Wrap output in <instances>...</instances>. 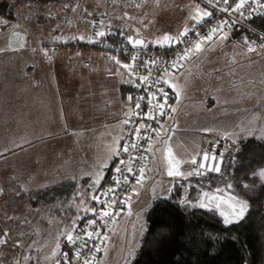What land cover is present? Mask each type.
Segmentation results:
<instances>
[{"label": "rangeland", "instance_id": "rangeland-1", "mask_svg": "<svg viewBox=\"0 0 264 264\" xmlns=\"http://www.w3.org/2000/svg\"><path fill=\"white\" fill-rule=\"evenodd\" d=\"M63 1L69 4L75 0ZM111 1L112 18L116 22L117 19L121 21L119 26L126 35L136 37V30L139 29V38L154 46H161L156 41L164 34L176 35L185 25L193 28L196 24L190 20L189 13L195 14L196 4L201 9H207L198 0H159V3L156 0ZM8 5L9 0H0V21L7 22L0 23V49H8L0 52V84L8 85L18 69H95L101 65L99 53H94L97 59L95 56L89 58V48L96 43L90 42L94 32L90 26L87 27L89 37L86 32L80 34L86 37L80 39L82 43H66L62 38L69 40L72 36L68 35L75 30L76 23L68 18L71 14L77 17L83 13L104 16L107 0H79L75 11H70L72 6L70 10H63L55 0H25L18 8L20 17L15 21L6 20ZM81 8L85 9L80 11ZM259 34L264 38V33ZM21 43L24 44L23 48H20ZM97 44L100 48L99 42ZM211 44L212 50L188 60V64L174 76L172 73L175 69L168 72L169 83L176 85L179 91V99L174 94L172 105L177 111L172 113V119L166 118L165 121L170 128L175 125V134L168 132L162 136L161 131L162 140L155 139L154 143L159 149L158 161L155 159L157 176H152L151 184L136 187L139 195H131L126 214L115 221L97 264H127L135 254L145 231V211L154 199L167 193L160 188V184L163 181L170 184L168 160L178 169L183 163L184 166L190 165L194 156L197 159L195 147L201 141L212 142L216 148L219 139L227 140L231 147L251 138L264 139V49L248 52L247 47L243 46V36L232 34H228L224 40L214 38ZM77 45L82 46H78L80 50H85L83 55L79 49L71 50L70 58L64 59L66 55L61 53V46ZM15 48L20 50H11ZM57 59H60L58 63ZM123 59L121 56L119 60L128 63ZM102 69L112 68L103 66ZM218 76L226 77V81H210ZM63 77L68 79L67 76ZM165 87L168 93H174L168 85ZM81 88L83 91L79 93L84 97L74 104L69 100L62 105L50 106L41 100L26 101L19 95L13 97L8 86H0V153H3L0 156V189H3L0 193V236L8 233L4 237L7 243L0 245V264H16V261L19 264H55L51 254L56 250V244H60L61 251L60 241L65 239L67 242L62 233L72 226L73 220L78 225L85 209L91 208L86 203L85 189L80 187L81 191L74 196L71 204L74 214L62 219H51L48 211L40 208L33 215L27 200L16 196L66 180L79 181L80 176L90 177L87 184L92 186V174L99 170L101 162L108 156V149L115 146L114 139L124 137L122 122L125 113L129 112L128 107L122 106L121 102L115 104L90 81L84 82ZM60 106L62 110L59 112ZM114 109L116 117L113 118ZM71 116L79 118L72 126ZM204 129L213 131L205 132ZM225 133L240 135L225 139ZM169 135L173 136L172 141L168 139ZM233 139H236L235 144ZM165 140L172 149L171 156H167L164 149ZM179 150L185 154L184 161V155L178 156ZM113 160L109 161V167ZM177 160L180 161L178 165ZM189 168L191 170L193 165ZM260 170H264V167L255 171L244 183L251 186L245 188L246 191L243 189L246 193L264 184V180L255 175ZM210 206L215 207L214 204ZM221 206L224 207V204ZM85 229L89 230L87 224ZM73 235H76L75 232ZM17 241L20 242L19 247L16 246Z\"/></svg>", "mask_w": 264, "mask_h": 264}, {"label": "trees", "instance_id": "trees-1", "mask_svg": "<svg viewBox=\"0 0 264 264\" xmlns=\"http://www.w3.org/2000/svg\"><path fill=\"white\" fill-rule=\"evenodd\" d=\"M24 3L25 0H9L6 20H18V8ZM246 21L255 30L264 33V16L253 15ZM231 34L243 38L246 36L249 41H255L256 45L264 42L259 33L246 28L237 27ZM106 54H112V57L119 55L116 52ZM118 58L120 59V55ZM135 90L132 83L122 84L120 91L123 101ZM237 147L239 151L236 150ZM114 163L115 159L112 164ZM111 165L101 189L112 180L114 169ZM262 167L264 139L251 138L236 147L229 145L224 151V163L219 174L192 175L177 179L167 199L157 198L146 211L145 231L140 237L135 254L127 264H264V184L250 193H246L243 187L252 174ZM229 183L233 185L232 189L227 188ZM78 186L77 181H64L16 197L27 200L33 215L40 208L48 211L49 218L62 219L73 212L71 204ZM217 188L224 190L225 200L229 195H236L247 201L248 210L238 223L226 226L219 214L220 209H215L214 206H210L214 209L210 211L179 203L185 200L196 204L203 199L202 192L215 193ZM226 206H221V210H227ZM91 216L89 213L83 214L78 225L85 228L86 221ZM77 233L82 235L79 227L75 234ZM71 246L72 244L65 242L62 251ZM102 251L94 264L98 263Z\"/></svg>", "mask_w": 264, "mask_h": 264}, {"label": "snow or ice", "instance_id": "snow-or-ice-1", "mask_svg": "<svg viewBox=\"0 0 264 264\" xmlns=\"http://www.w3.org/2000/svg\"><path fill=\"white\" fill-rule=\"evenodd\" d=\"M157 3H159V0H156ZM207 5L211 6L213 9L217 11H222L224 13L228 14V18L218 23L216 26L209 29L208 33L201 36L200 33L195 28H189L187 25L183 27L181 31H179L176 35H170V34H164L160 40H157L156 43L160 44L161 46H172V44H182L187 43L189 44V47L185 48L183 52L171 62V66L173 69H175V72L172 73L174 76L176 72L179 71L180 68L184 67V64L181 63L182 61L191 60L194 56L198 57L201 53H204L208 50H212L213 45L208 42H212L215 38L217 41L227 39L228 33L224 30L225 26L231 27L233 24H236L239 22L240 17H244L246 19H251L253 14H259L261 16H264V0H206ZM217 5H220V7H217ZM72 6V10L75 11V7ZM139 6V5H137ZM65 7H69L68 5H65ZM87 11V10H85ZM237 13V19L235 21H231L229 23V20L231 16ZM90 15V14H89ZM127 15V14H125ZM213 15L212 11H209L207 9H201L199 4L195 5V14L193 15L191 12L189 13V18L191 21H193L195 24H203L205 22V18H211ZM0 23H7L6 21H0ZM92 26L95 27L97 25L96 21H92ZM98 23L103 24V21H99ZM137 36L133 37L131 35H128L126 37L128 44H130L133 48L137 47H143L147 48L148 43L145 39L139 38V29L136 30ZM192 33L197 37L196 41H188L185 39V37L188 36L189 33ZM122 34V33H121ZM19 35V34H17ZM97 37H105L106 32L103 30L97 31L95 33ZM56 39H59L57 37ZM79 39L84 40L86 39L85 36H80ZM262 41H264V38H261ZM95 42V41H90ZM208 43V48L205 49L202 47L203 44ZM243 46L247 47L248 52H255L257 51V48L264 49V42H262L259 45H256L255 41H249L248 38L245 36L243 38ZM24 44H20V48H23ZM11 48V45L9 46ZM20 48L11 49L13 51H19ZM8 49H0V52L6 51ZM35 51V49H33ZM45 55H47V52H45ZM111 59L119 66L124 68L129 76H137V72L134 70L135 66L139 63L140 66H143L145 68L148 67V64L146 62H142L139 60L138 56H132L130 58L131 63H121L119 59H117L115 56L111 57ZM151 64H156L157 62L155 60L150 61ZM234 71V70H232ZM163 75H159L156 77L154 81H152V87H155L157 84H165L168 85L169 88H172L174 90V94L177 96V99H179V91L176 90V85L170 84L168 77V69L162 70ZM152 76V69H148L147 75L139 76L140 81L143 83V85L147 86L149 84V80ZM129 83H135V81H126ZM264 83V81H262ZM137 87H140V84L136 85ZM159 94V95H158ZM151 99L146 101V108L147 110H144L142 112H136L134 109H140L141 108V101L145 100L144 96H140L137 98H133L132 95H129L126 97V100L130 102V110L129 112L125 113V116L128 117V119H125L122 123L124 125H127L131 122L132 116L142 117V119L146 120H154L159 121L160 117H165L167 119H172V113H175L177 111L176 107L172 105H168L166 108V103L168 99V93L165 91L163 87L157 88L155 92H151ZM259 119V117H257ZM145 130V132H151L154 133L156 137H160L161 131H165V133H172V135L175 134V125H173L171 128L165 129L163 124H159V127L153 128L151 125L145 123V122H139L137 126L128 133L129 137L132 138V142L130 144H121L120 141L123 140V137H117L114 139V147H110L108 149V156L105 158L104 161L101 162L99 170L92 174L94 175V179L92 180V186L99 187L101 180L103 179L104 169H107L109 167V161L113 160L115 158V163L111 165V167L114 169L115 173L119 174L118 177H113L114 180V187H109L107 190L102 191L101 194H91L89 196V199L95 201L98 204H103L105 207L96 209L93 208H86L85 211H90L94 217L98 216L101 221H104L105 223L109 221H114L115 217L120 214L124 209L116 208L115 206L119 202L122 205H128L129 200L131 199V195H139V193L136 191V185L142 184L143 179L145 178L144 173L145 169L144 167L135 168L133 165L140 159H143V155H133L132 151L130 150H140L141 152L147 151L149 153H152L153 145L150 144L147 148H144L143 145L139 144L137 141L139 140H145V141H151L153 137L141 135V130ZM205 132H211L212 129H204ZM239 133H225L224 138L229 139L233 137H239ZM264 138V136H262ZM168 139H171V135H169ZM233 143H236V139H233ZM165 149L167 151V156H171L172 149L168 146V140L164 141ZM239 151V148L236 149ZM122 154H127L125 159H119V157ZM154 154V153H153ZM3 153H0V156H2ZM197 155L200 157V162L197 163V159L194 156L191 160V164L193 165V168L187 172V176L192 175H205L207 172H215L220 173L221 167L220 164L222 163V157H217L216 154L211 153V150L209 151H201L197 153ZM167 156L165 159H167ZM180 161H176V165H178ZM168 171L167 175L169 176H184L185 173L179 171L178 167L173 166L172 161L168 160ZM129 174L134 178L132 181L129 180ZM255 175H258L262 180H264V170H260L258 173H255ZM122 177V180L120 179ZM122 184H129L130 186V192L125 193V197H120L117 189L121 188ZM243 187L249 188L251 187L248 184H244ZM228 189H232L233 185L231 183L227 184ZM90 191V189H89ZM3 192V189H0V193ZM224 190L217 188L215 190V193L210 192H202L203 199L198 200L196 204H192L190 201L181 200L179 203L184 205L187 204L190 207H199V208H207L208 210H214L210 205H215V209H220L222 204H226L228 210L227 211H220V215L223 217V223L227 226L232 223H238L240 220H242L248 210V203L246 200L239 198L236 195H229L227 200L224 199L223 196ZM84 195L83 193L81 194ZM101 196L107 197V199H102ZM160 199H167L166 196L159 197ZM107 218V220H106ZM86 224L89 228H91V231H88L87 229L80 227L77 225L76 220L72 221V226L67 227L65 231L62 233L66 236V240L69 244H73L77 246V250L74 253V257L77 261L80 262V264H91V260H89L86 256L82 255L80 248L84 247L86 248L88 246V241L93 239L100 240V243H104L105 240L108 239L106 235L102 236L101 232L99 231L97 227V220L91 219L86 221ZM80 228V232L83 233V235H80L77 233L75 236L73 235L74 232L77 231V228ZM8 235L7 232H4L2 236H0V245L6 244L7 240L4 238ZM85 236L87 237V240H85ZM80 242L79 244L77 242ZM16 246H20V242H15ZM56 250L52 252L51 256L55 261V264H61V259L65 261V264H71V259L68 257L67 252L59 251L60 244H56ZM101 249L97 245H93L89 251H100ZM131 255V253H130ZM45 259H48V257H45ZM16 264H19V261H16Z\"/></svg>", "mask_w": 264, "mask_h": 264}, {"label": "crops", "instance_id": "crops-1", "mask_svg": "<svg viewBox=\"0 0 264 264\" xmlns=\"http://www.w3.org/2000/svg\"><path fill=\"white\" fill-rule=\"evenodd\" d=\"M55 1H57L59 3V7H62L63 10H65V11L70 10L71 6H76L79 3V0H75L73 3H69V4H67L63 0H55ZM111 4H112V1L107 0V8H106V13L104 16H100L99 14L89 15V14L83 13L80 17H77L74 15V13L71 14V16H69L68 18H72L73 22L78 25V28H77V25L75 24V30H74V32L72 31L73 34L68 35L69 37H71V36L72 37L69 40L66 38H62V40L66 43L67 42L82 43V42H80V39H79V37L81 36L80 34H82L83 32H86L87 37H89V35L87 33V27L90 26L92 28L91 21L100 19L101 21L104 22L103 23L104 25L109 27V39L111 41H113L115 43H123L124 41H127L126 37L128 35H126L125 31L119 26V23H121V21H119L117 19V22H118L117 23L112 18V14H111V10H110ZM60 5H64V6H60ZM65 5H68L69 7H65ZM82 9H85V8H81L80 11ZM70 11H73V10H70ZM63 16H65V12H64ZM93 34H94V32H93ZM93 34L90 36V41H95L96 43L95 44L91 43L92 47L89 48V52H91L89 58H91L92 56H95V59H97V56L94 55V53H96V54L99 53L102 57L101 65L100 66L97 65L95 67V69H68V70H65V69H60V70L59 69H18L14 73L13 80L8 85L0 84V86L1 87L8 86V89L11 91V94L13 97H16L17 95H19V96H22V98L25 99L26 101H33L35 99L39 100V101L41 100L42 102L44 101L43 104L45 102H47V104L52 106V105H62L63 102L66 103L69 100H71L70 102L74 104V102L76 100L82 99L84 97V95L79 93V92L83 91L81 86L84 82L90 81V82L96 84L98 87H100L101 94H103L107 98L113 100L115 102V104H119L121 102L122 106L123 105L127 106L128 110H130V102H128L127 100L123 101V99L121 98L120 87L122 84L128 83L126 81L131 80V76H129L128 72L125 69H117L116 68L119 66L111 59L112 54H109L108 56L106 54L107 52L114 53V51L104 49L101 45L99 48L97 42L100 43L103 41V39H101L100 37H95ZM228 34H231V33H228ZM208 43H211V42H208ZM208 43H205L203 47H207ZM212 43H213V41H212ZM79 48H78V46H74V47L67 46V48H66V46H64V47L61 46L60 49H61V53L66 55V57H64V59H67V58H70L69 54H71V52H70L71 50H76ZM79 51L83 55V51H85V50L79 49ZM120 57H121V55H120ZM59 60L60 59H57L56 62L58 63ZM120 62L123 64V62L121 60H120ZM187 64H188V60L186 61L185 65H187ZM103 66L105 68L107 66H111L112 69H102ZM114 68H116V69H114ZM63 76H67L68 79L66 80ZM65 81H69V83H67ZM210 81L216 82V83H222V82L226 81V77H223V76L219 77L218 76L216 78L210 79ZM66 90H71V91L73 90V92L67 93V92H65ZM19 91H23V92L18 93ZM170 93H172L174 96L173 92H170ZM23 95H25V97H23ZM174 100H175V96H174ZM173 104H174V101L171 105H173ZM92 107H94V105H92ZM58 109L60 112L62 110V107L60 106ZM109 110H110V108H108V111ZM113 114L115 115V116H113V118L116 117L115 109H114ZM113 118H111V119L113 120ZM69 119L71 121L70 126H72L73 123L75 122V120L79 119V118L76 116H71ZM125 119H127V116L124 117V120ZM62 120L64 121L65 117H64V119L62 118ZM165 121H166V118H165ZM165 121H164V128H166V129L170 128V124L168 125L167 122H165ZM65 123H67V121H65ZM122 129H123V132L125 134L126 125L123 124ZM123 132H122V135L124 136ZM42 133H44V131H42ZM42 133H39V134H42ZM164 134H165V131L162 132V136H164ZM157 138L159 139V141L162 140V139H160L161 137H157ZM172 139H173V136H171L170 140L172 141ZM159 141H156V142H159ZM225 141H227V140H225ZM208 145H210V146H208ZM195 148L196 149H195L194 155H197V153H199L201 151H206L208 149L214 148V145L212 144V142L210 143L208 141H201V142L197 143V146ZM158 153H159V149H158L157 143H154L153 148H152V153H150V164H151L150 169L151 170L148 171L149 176H148L147 180L142 181V184L137 185L136 187L147 186L148 184H151L152 183L151 181L154 179V178H152V176H154V177L157 176V170L156 169H157L158 165H156L155 159L157 160ZM183 155H184V157H183V161H184L185 154L179 150L178 156L181 157ZM112 162H111V164H112ZM190 165L192 166L191 161H190ZM190 165L187 164L184 166V163H183V164H181V167H179V171L185 173L184 176H175V178H172L170 176L168 178L170 180L169 181L170 184L168 183V181H166V182L163 181L160 184V188H162L164 190V192L167 191V193L165 194L166 197H168L170 195V193L173 189V186H174V182L177 179L190 177V176L186 175L187 172L190 170V168H189ZM106 172H107V170H106ZM105 175H106V173L104 174L103 179L101 180L99 187L90 186L89 184H87V179L90 178L88 176H85V177L80 176V180L77 181L79 183V186H78L75 194H77L78 191L80 192L81 188L85 189L86 203L88 206H91V208L94 207V203H93V200L89 199V196L91 194H97L100 191V189H101L100 186L102 184V181L105 178ZM83 179H86V180L84 182H82ZM89 180H91V178ZM66 181H69V180H66ZM89 189H90V191H89ZM156 199H154V200H156ZM153 201L151 202V204L153 203ZM151 204H150V206H151ZM146 211H145V213H146ZM74 212L75 211L73 210V212L70 213V215L68 217L73 215ZM85 213H89L92 215L91 212H84V214ZM125 214H126V212L120 218H122ZM82 216H83V214H82ZM81 217H79V218H81ZM91 218H92V216H91ZM109 238H110V235H109ZM60 242L62 245L65 243V241H62V240ZM103 248H104V246H103ZM61 251H62V249H61Z\"/></svg>", "mask_w": 264, "mask_h": 264}, {"label": "built area", "instance_id": "built-area-1", "mask_svg": "<svg viewBox=\"0 0 264 264\" xmlns=\"http://www.w3.org/2000/svg\"><path fill=\"white\" fill-rule=\"evenodd\" d=\"M198 1L201 2L202 4H204L206 6V8L209 11H212V13H213L211 18H205V22L203 24H199V25L196 24L193 27L200 33L201 36H203L206 33H208L210 28L216 26L221 21L227 19L228 14L224 13L222 11H217V10L213 9L211 6L207 5L206 0H198ZM217 7H220V5H217ZM253 15H259V14L254 13ZM237 16H238V14L234 13L231 16L229 23H231V21H235L237 19ZM92 21L97 22V25L95 27L92 26L93 31H94L93 35L95 37H97L95 35V33L97 31L103 30L106 32L105 37H100L101 39H103V41L99 43L104 49L113 50L114 52L118 53L119 55L125 57V59L128 61V63H131L130 58L132 56H138L140 61L146 62L148 64V67L145 68L143 66H140V64L138 63L134 69L137 72V76H131V81H135V83H132V84L136 89V92L134 94H132L133 98L135 99V98L140 97V96L145 97V100L141 101V108L140 109H134V111L142 112L144 110H147L146 101L151 99L150 93L155 92L157 90V88H159V87H163L166 91L165 84H157L155 87H152V81H154L157 76L163 75L162 70L165 68L168 69V72L173 71L174 69L171 66V62L173 60H175L183 52V50L185 48L189 47V44H187V43L173 44L172 46H167V47L148 45L147 48H143V47L133 48L130 44H128V41H124L123 43H115V42L111 41L109 39V27L104 25V24L98 23L99 21H101L100 19L92 20ZM237 27L241 28V29L246 28V29H249V30H252V31L259 33L252 26H250L249 23H247L246 18H244V17H240L239 22L236 24H233L231 27L225 26L224 30L227 33H231ZM263 37H264V35H263ZM185 39L188 41H196L197 37L190 32L188 34V36L185 37ZM152 60H155L157 63L151 64L150 61H152ZM181 63H183L185 65L186 61H182ZM149 68L152 69V76L149 80V84L147 86H145L140 81L139 76L147 75ZM137 84H140L141 86L137 87L136 86ZM173 101H174L173 94L168 93L166 108L168 105H171L173 103ZM127 119H128V117H127ZM164 121H165V117H160L159 121H154V120L142 119V117L132 116L131 122L126 125V131H125V135H124L123 140H122V144H130L132 142V138L129 137L128 133L131 132L137 126V124L139 122H145V123L151 125L153 128H157V127H159V124L164 125ZM141 135L142 136L147 135V136L153 137V139L151 141H145V140L137 141L139 144L143 145L144 148H147L150 144L154 145V141L157 138L154 133L145 132V130L142 129ZM216 147L223 149V148L229 147V143L225 140L219 139L218 145ZM130 151H132L133 155H143L144 158L138 160L133 165V167H134V169L139 168L141 166L144 167L145 178L143 179V181L147 180V178L149 176L148 171L151 170L150 169L151 168L150 153L147 151L141 152L140 150H130ZM126 155L127 154H122L119 157V159H125ZM118 176H119V174L115 173V171H114L110 184L105 186L103 189H100V191L97 194H101L102 191L107 190L109 187H114L115 185H114L113 177H118ZM120 179L122 180V177H120ZM133 179L134 178L129 174V180L132 181ZM117 192H118L120 197L126 198L125 193L130 192L129 184H122L121 188L117 189ZM101 198L107 199V197H104V196H101ZM93 203H94V207L96 209H100V208L105 207V205L98 204L95 201H93ZM115 207L116 208L122 207L124 210L122 212H120V214L118 216L115 217L114 221H109V222L105 223L104 221H101L98 216L94 217L92 214L91 219L97 220V227H98L99 231L101 232L102 236L106 235L109 238L111 228L114 225L115 221L118 220L127 211V205H122L119 202L117 203V205ZM106 220H107V218H106ZM91 230L92 229L89 228L88 231H91ZM85 240H87L86 236H85ZM77 243L79 244L80 242L78 241ZM104 243H100V240H98V239L89 240L88 246L86 248L81 247L80 251H81L82 255L86 256L89 260H91V264H94L96 257L99 256V254L101 253V251L103 249ZM94 244L97 245L101 250L100 251H89V249H91ZM76 250H77V246L72 244L70 249L62 251V252L68 253V257L71 259V264H80V262L77 261L74 257V253ZM60 259H61V264H65V261L63 260V258H60Z\"/></svg>", "mask_w": 264, "mask_h": 264}, {"label": "water", "instance_id": "water-1", "mask_svg": "<svg viewBox=\"0 0 264 264\" xmlns=\"http://www.w3.org/2000/svg\"><path fill=\"white\" fill-rule=\"evenodd\" d=\"M164 47H167V45H165ZM211 150V153H214L217 155V157H222V163L220 164V167L222 169V166H223V163H224V150L222 148H211V149H208L206 151H209ZM200 162V157L197 156V163ZM209 173H215V172H207L205 175H208ZM215 174H219V173H215Z\"/></svg>", "mask_w": 264, "mask_h": 264}]
</instances>
